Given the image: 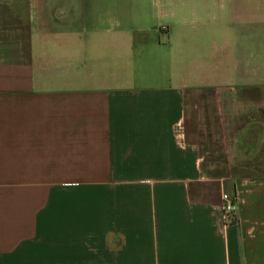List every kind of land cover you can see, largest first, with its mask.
I'll list each match as a JSON object with an SVG mask.
<instances>
[{"label":"crops","instance_id":"1","mask_svg":"<svg viewBox=\"0 0 264 264\" xmlns=\"http://www.w3.org/2000/svg\"><path fill=\"white\" fill-rule=\"evenodd\" d=\"M43 1L26 49L0 37V264H264V170L207 176L186 128L193 89L213 88L220 115L222 98L264 97V0H217L195 76L184 29L159 24L174 13L129 26ZM5 19L0 0V32ZM209 181L215 199L192 200L189 184Z\"/></svg>","mask_w":264,"mask_h":264},{"label":"rangeland","instance_id":"2","mask_svg":"<svg viewBox=\"0 0 264 264\" xmlns=\"http://www.w3.org/2000/svg\"><path fill=\"white\" fill-rule=\"evenodd\" d=\"M2 1L6 6L2 34L25 36L33 0ZM41 1L43 0H39ZM62 1L44 0L43 2L46 3L47 10L55 15L62 6ZM80 2V7H85L87 11L101 10L100 7L103 6V9L129 15L132 17V20L128 21L129 26L148 25L151 17L160 15L164 10L168 15L174 13V17L160 16L159 24L184 29L189 38L186 47L187 54L190 53L193 61L194 76L199 75L196 61L202 56L213 53L215 41L219 39L217 0H80ZM184 20L186 23H183ZM152 26L158 25L152 24ZM174 33L172 37L177 43L179 35ZM160 36L161 39H165L163 34ZM204 89H193L190 92L187 101L186 128L190 139L197 144L205 166L210 170L223 169L230 176L263 171L264 97L259 93L250 96L238 91L241 96L236 101L240 100L243 104L233 107L234 99L222 98L219 102L223 107L220 115L216 97L212 98ZM224 93L226 97L227 92ZM240 94L238 93V96ZM214 110L218 115H214ZM212 183L209 181L207 185ZM218 193L217 189V195Z\"/></svg>","mask_w":264,"mask_h":264},{"label":"trees","instance_id":"3","mask_svg":"<svg viewBox=\"0 0 264 264\" xmlns=\"http://www.w3.org/2000/svg\"><path fill=\"white\" fill-rule=\"evenodd\" d=\"M26 27V31H27ZM3 32V31H2ZM0 32V37H4V35ZM24 44V48L26 49L28 46V34L25 32V36H19ZM205 93H208L209 96L212 98L215 96L214 89L213 88H205L204 89ZM214 115H217V111L214 110ZM201 171L206 174L207 176H210L212 178H223L228 176V172L225 170L221 169L220 171L217 169H208L205 166L204 159L202 160L201 163ZM263 171H260L262 173ZM188 194L192 200H198V201H212L215 199L217 195V188L216 184L213 182L211 185H207L204 183H191L188 186ZM233 196H235L233 194Z\"/></svg>","mask_w":264,"mask_h":264},{"label":"built area","instance_id":"4","mask_svg":"<svg viewBox=\"0 0 264 264\" xmlns=\"http://www.w3.org/2000/svg\"><path fill=\"white\" fill-rule=\"evenodd\" d=\"M220 209L222 211L223 220L231 223L235 219L236 198L226 192L220 193Z\"/></svg>","mask_w":264,"mask_h":264}]
</instances>
